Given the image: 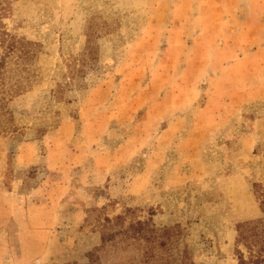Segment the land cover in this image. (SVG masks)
I'll return each mask as SVG.
<instances>
[{
    "label": "rangeland",
    "instance_id": "rangeland-1",
    "mask_svg": "<svg viewBox=\"0 0 264 264\" xmlns=\"http://www.w3.org/2000/svg\"><path fill=\"white\" fill-rule=\"evenodd\" d=\"M0 27L27 52L0 264H238L237 224L264 222V0H0Z\"/></svg>",
    "mask_w": 264,
    "mask_h": 264
},
{
    "label": "trees",
    "instance_id": "trees-1",
    "mask_svg": "<svg viewBox=\"0 0 264 264\" xmlns=\"http://www.w3.org/2000/svg\"><path fill=\"white\" fill-rule=\"evenodd\" d=\"M19 52L18 57L25 58L27 56L26 50L23 48L21 41L15 37L13 34L7 32L2 27H0V99L4 100L9 92L16 93L19 91L17 80H13L10 77V66L9 58L13 54ZM261 228L257 225L249 224H237L238 236L236 239V253L238 264H264V222L260 223ZM169 228H161L156 230L149 227L147 221H136L131 224L124 231L126 234L131 232V236L136 238H148L149 234L152 236L154 232H162L166 234ZM149 233V234H148ZM248 233L251 234L252 239L248 240ZM247 248L248 256L245 258L243 252L238 248L241 242ZM162 245V244H161ZM183 255L181 258L183 260ZM181 258L178 257H165L164 261L158 263L159 259L154 258L152 251H144L143 259L140 264H175L181 263ZM91 260V258H90Z\"/></svg>",
    "mask_w": 264,
    "mask_h": 264
}]
</instances>
